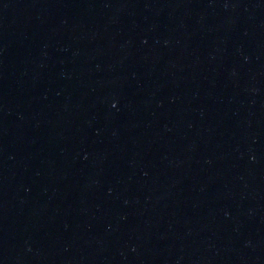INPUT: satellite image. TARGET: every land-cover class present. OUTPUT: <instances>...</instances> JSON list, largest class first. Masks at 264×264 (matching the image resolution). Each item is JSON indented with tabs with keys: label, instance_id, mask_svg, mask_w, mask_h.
Segmentation results:
<instances>
[{
	"label": "water",
	"instance_id": "obj_1",
	"mask_svg": "<svg viewBox=\"0 0 264 264\" xmlns=\"http://www.w3.org/2000/svg\"><path fill=\"white\" fill-rule=\"evenodd\" d=\"M0 264H264V0H0Z\"/></svg>",
	"mask_w": 264,
	"mask_h": 264
}]
</instances>
